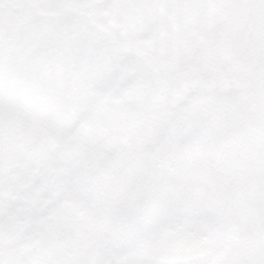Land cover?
Masks as SVG:
<instances>
[{
	"label": "snow or ice",
	"instance_id": "obj_1",
	"mask_svg": "<svg viewBox=\"0 0 264 264\" xmlns=\"http://www.w3.org/2000/svg\"><path fill=\"white\" fill-rule=\"evenodd\" d=\"M91 7L235 5L0 0V264H164L177 240L218 234L215 264H264V162L251 187L231 183L234 154L264 127V47L240 60L264 34L235 15L189 24L149 63L106 51L112 42L79 15ZM178 57L186 63L173 71ZM247 69L251 83L225 79Z\"/></svg>",
	"mask_w": 264,
	"mask_h": 264
},
{
	"label": "flooded vegetation",
	"instance_id": "obj_2",
	"mask_svg": "<svg viewBox=\"0 0 264 264\" xmlns=\"http://www.w3.org/2000/svg\"><path fill=\"white\" fill-rule=\"evenodd\" d=\"M90 5H104L110 0H85ZM243 3V2H242ZM240 3V4H242ZM79 15L85 17L92 28L101 31L112 42V46L107 48L108 52H116L120 58L130 57L137 60H144L149 63L157 61L161 63L166 59L170 52V44L174 39L176 32L184 28L186 24H192L190 20L186 19V13L183 11H169L160 8H104L91 7L81 9ZM220 18L211 16L206 19L199 20L205 24L210 19L222 20ZM241 23L246 26V13L243 11L237 15ZM256 47H250L242 54L240 60L243 62L248 55H250ZM186 63L185 58L178 57L177 64L170 66L171 70H176L181 65ZM252 72V80L256 78V70L248 69ZM246 70L237 72H226L225 79L228 81H246ZM251 83V82H249ZM251 95H255V89L251 91ZM261 132H257L256 138L264 143V127H260ZM260 134V135H259ZM11 150L19 151L13 144L10 147L7 166L9 172L13 176H17L22 169L20 168L21 155L20 151L17 155H13ZM255 155H251V149L245 151L244 162L241 171L247 172V177L243 175L244 182L238 180V190H244L254 184V173L256 168L264 162V157L254 149ZM13 156V158H11ZM247 159V160H246ZM240 183L242 185H240ZM36 191V190H35ZM9 195L15 198L19 195L15 185L10 189Z\"/></svg>",
	"mask_w": 264,
	"mask_h": 264
},
{
	"label": "rangeland",
	"instance_id": "obj_3",
	"mask_svg": "<svg viewBox=\"0 0 264 264\" xmlns=\"http://www.w3.org/2000/svg\"><path fill=\"white\" fill-rule=\"evenodd\" d=\"M232 3L235 5V7L233 8H227V9L207 8L195 12L191 15L186 13V19L190 20L192 24L199 25L202 23L199 20L202 19L204 20L211 16L220 18V15L222 14L223 15L222 17L225 18L227 16L240 15L243 11H245V13L249 15V17L256 18L257 20L253 23V19H249V22L246 23V29H249V31L251 32L254 31L261 33L259 31L261 25L263 24L264 27V18H263L264 0H259V4H260L259 7L256 6V0H232ZM201 16L203 17L202 19H200ZM260 22L262 23L259 24ZM187 25L188 24H186L185 27ZM154 63H158V62L154 61ZM249 76H252V74L250 75L247 74L246 79H248ZM257 130L261 132V128H257L253 132H251L243 141L244 149L242 151L236 152L233 156V160L237 171L232 176L231 183L233 185L235 184L236 189H238L237 183L239 179L242 180V183L244 182L243 175H245V178H248L246 176L247 175L246 170L241 171V167L244 162V157L242 156L243 155L242 153L245 152L246 150L251 149V155H255L254 149L258 148L260 145L259 143L260 140L255 136L257 135ZM11 153L15 156L19 153V151L16 152L14 150H11ZM11 158H13V156H11ZM16 198H19V195H17L13 199ZM32 198L35 203L39 204L40 202L46 199V194L44 191L37 189L32 193ZM223 239H224L223 235L218 234L215 238H211V239L177 240L175 247L171 250V255L163 258L164 264H189L190 261L199 260L202 258H212L215 264V262L219 261L224 254L220 248Z\"/></svg>",
	"mask_w": 264,
	"mask_h": 264
}]
</instances>
